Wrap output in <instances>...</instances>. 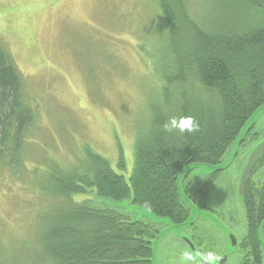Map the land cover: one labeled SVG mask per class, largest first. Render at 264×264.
Listing matches in <instances>:
<instances>
[{
    "label": "trees",
    "instance_id": "1",
    "mask_svg": "<svg viewBox=\"0 0 264 264\" xmlns=\"http://www.w3.org/2000/svg\"><path fill=\"white\" fill-rule=\"evenodd\" d=\"M156 1L162 22L156 40L145 47L161 83L147 121L137 129L134 165L127 174L122 148L118 170L88 146L72 166L40 152L48 134L40 106L29 101L23 75L0 39V181L29 180L22 196L31 197L30 211H41L43 228L36 251L23 228L27 240L21 249L30 253L12 257L0 250V264H153V241L161 230L104 199L127 200L173 225L187 221L190 204L205 210L210 180L187 187L190 172L197 164L221 163L242 134L243 144L255 125L245 130L248 121L264 105V0H210L218 11L203 17L206 24L189 0ZM173 115L193 117L199 129L164 131ZM247 184L245 195L254 192ZM90 192L98 200L88 197ZM256 193L264 208V193ZM80 194L87 198L78 200ZM255 204H246L253 242L243 241L239 264H259L263 257L259 226L252 221ZM0 232L7 237L2 223Z\"/></svg>",
    "mask_w": 264,
    "mask_h": 264
},
{
    "label": "rangeland",
    "instance_id": "2",
    "mask_svg": "<svg viewBox=\"0 0 264 264\" xmlns=\"http://www.w3.org/2000/svg\"><path fill=\"white\" fill-rule=\"evenodd\" d=\"M189 2L193 14H202L203 24L208 22L203 17L218 11L210 0ZM161 22L156 0H0L1 43L23 75L29 101L40 106L41 126L48 133L42 148L38 146L40 152L72 166L88 146L118 170L122 148L125 172L131 173L136 132L147 121L161 83L147 58L152 51L145 47L156 40ZM252 121L255 125L244 143L236 140L221 163L197 164L190 172L187 187L200 188L210 181L205 210L190 204L185 223L173 225L127 200L104 199L161 230L153 241V264H207L203 257L209 252L217 258L215 264L238 262L231 235L240 239L247 230L238 189L252 152L264 143V105ZM217 168L221 170L215 177H205ZM19 181H0V224L7 232V237L0 232V250L12 257L30 253L21 249L26 234L35 250L43 229L41 211H30L31 197L22 196L23 183L27 189L30 182ZM246 189L264 191V154ZM94 194L87 196L98 200ZM185 253L193 259L186 260Z\"/></svg>",
    "mask_w": 264,
    "mask_h": 264
},
{
    "label": "flooded vegetation",
    "instance_id": "3",
    "mask_svg": "<svg viewBox=\"0 0 264 264\" xmlns=\"http://www.w3.org/2000/svg\"><path fill=\"white\" fill-rule=\"evenodd\" d=\"M240 182H241V180H240ZM263 193H264V191H262V194ZM238 196H239V198H240V200H241V202L243 204V207H245L246 221H247V230L244 233V235L243 234L240 235V239H238V236L235 235L236 236V244L235 245L232 244V246L237 247V251L236 252H237V254L239 256L238 262L236 264H239V262L241 260V257L243 255V248L242 247H245V245L244 246L242 245L243 241L247 238L244 242H249V243L253 242V240L251 238L252 231H251V227H250V223H249L250 216H249L248 210L246 208L247 206H245L248 202L256 203L254 205V207L252 208L254 210V212L256 213V214H254L252 216V221H253V219H254V221L257 220L256 226L257 227L259 226V228L257 230V234H256V240H257V242L259 243V245L261 247V250L259 249V252H260L261 256H263V257L260 260L259 264H262L264 262V250H263L264 249V214H263V216H261V212L264 211V208H262L263 206L259 205V203L261 202V200H260L261 196H258L256 191H254L253 193H249L248 195H245L244 191H243L242 194H240V190L239 189H238ZM248 235H249V241H248V237H247Z\"/></svg>",
    "mask_w": 264,
    "mask_h": 264
},
{
    "label": "clouds",
    "instance_id": "4",
    "mask_svg": "<svg viewBox=\"0 0 264 264\" xmlns=\"http://www.w3.org/2000/svg\"><path fill=\"white\" fill-rule=\"evenodd\" d=\"M163 129L166 132L178 131L180 133H192L199 129L198 122L191 116H169L166 122L163 124ZM184 257L186 260L191 261L193 256L189 253H185ZM207 264H215L217 259L211 252L207 253L204 257Z\"/></svg>",
    "mask_w": 264,
    "mask_h": 264
},
{
    "label": "water",
    "instance_id": "5",
    "mask_svg": "<svg viewBox=\"0 0 264 264\" xmlns=\"http://www.w3.org/2000/svg\"><path fill=\"white\" fill-rule=\"evenodd\" d=\"M254 121L250 122L248 121L246 127H245V130H247L251 123H253ZM243 135V134H242ZM242 135L238 138L239 140H241L242 142ZM264 152V143L260 144L251 154L244 170H243V173L241 175V182H240V186H239V190H240V194L243 193L244 189H245V186L247 184V181H248V178H249V175L251 174L252 170H253V167L254 165L256 164L257 160L259 159V157L261 156V154ZM217 169H220V168H217ZM221 170V169H220ZM181 179V178H180ZM179 179V180H180ZM231 240L233 242V244L235 245L236 244V237L234 234L231 235ZM227 259V257H224L221 261V263L225 262Z\"/></svg>",
    "mask_w": 264,
    "mask_h": 264
}]
</instances>
